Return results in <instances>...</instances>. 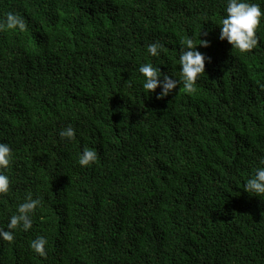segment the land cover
<instances>
[{"label":"trees","instance_id":"trees-1","mask_svg":"<svg viewBox=\"0 0 264 264\" xmlns=\"http://www.w3.org/2000/svg\"><path fill=\"white\" fill-rule=\"evenodd\" d=\"M226 3L0 0V19L27 23L0 32V142L14 154L0 227L28 194L42 200L31 230L0 240V264H264V197L244 190L264 159V18L240 54L219 39ZM187 37L209 42L197 92L146 95L140 65L180 80ZM40 235L46 259L29 246Z\"/></svg>","mask_w":264,"mask_h":264},{"label":"clouds","instance_id":"clouds-1","mask_svg":"<svg viewBox=\"0 0 264 264\" xmlns=\"http://www.w3.org/2000/svg\"><path fill=\"white\" fill-rule=\"evenodd\" d=\"M261 3H264V0H260V3H253L251 0H227L225 14L220 20L219 39L226 40L240 54H248L256 49L260 43L257 32L262 18H264V9H262ZM26 29V21L16 12L9 11L3 19H0V32L7 30L24 32ZM198 45L208 47L209 42L201 39L197 42L193 37H187L180 41V80L163 74L160 67L151 63L141 64L138 71L143 78L142 87L145 94L155 93L159 88L157 99H162L171 95L181 83L186 94H195L197 81L205 75V62L211 60L210 57H206L197 50ZM164 47V44L157 41L147 46V52L150 56L157 57ZM59 136L66 142L75 141L76 129L69 125L59 132ZM13 159L14 154L11 146L8 143L0 142V197L6 196L10 192L11 181L7 171ZM97 160L96 150H85L80 154L78 163L81 167H89ZM244 190L254 196L264 197V159L260 160V165L247 179ZM41 206L40 198H34L32 194H28L24 198V202L19 204L16 213L10 216L7 230L0 227V240L11 244L15 240L16 230L22 229L24 232L31 230L33 218ZM48 244V239L40 235L32 240L29 246L39 257L46 259Z\"/></svg>","mask_w":264,"mask_h":264}]
</instances>
